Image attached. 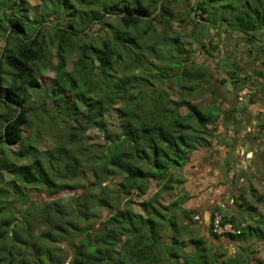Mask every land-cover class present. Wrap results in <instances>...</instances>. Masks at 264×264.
Masks as SVG:
<instances>
[{"label": "trees", "instance_id": "trees-1", "mask_svg": "<svg viewBox=\"0 0 264 264\" xmlns=\"http://www.w3.org/2000/svg\"><path fill=\"white\" fill-rule=\"evenodd\" d=\"M187 1L38 0L32 15L29 0H0V264L29 263L21 252L33 242L16 227L29 234L33 210L29 206L25 220L17 223L5 204L13 188L16 201L28 204L25 185L46 192L38 219L53 228L41 237L67 242L69 264H255L249 248L264 240V212L244 193L233 198L232 212L216 205L208 216L211 236L235 242L238 256H227L198 234L195 216L203 209L186 207L178 197L165 203L162 194L183 182L175 169L213 145L220 119L233 118L216 100L205 106L189 97L208 73L205 67L195 72L180 67L186 57L193 67L196 62L174 36L173 23L193 27L194 43L209 53L220 51L217 37L224 30L241 34L249 45L258 42L264 54L257 36L264 30V0ZM199 18L217 32L209 46L197 30ZM95 25L101 33H92ZM184 52L186 57L175 60ZM233 63L239 64L230 73L236 83L241 60ZM49 66L56 75L43 84L39 75ZM180 68L182 75L175 76ZM46 117L59 127H96L103 141L85 145L83 139L67 138L51 149L41 147ZM33 123L37 129L25 135ZM82 169L92 173L84 188L77 180ZM77 187L82 191L73 196L76 212L65 217L59 194ZM103 207L111 213L92 226ZM53 215L59 220L55 224ZM216 215L233 231L218 234ZM36 259L47 264L54 257L48 251Z\"/></svg>", "mask_w": 264, "mask_h": 264}, {"label": "rangeland", "instance_id": "rangeland-1", "mask_svg": "<svg viewBox=\"0 0 264 264\" xmlns=\"http://www.w3.org/2000/svg\"><path fill=\"white\" fill-rule=\"evenodd\" d=\"M29 1L32 4L31 14L33 15L37 8L38 0ZM187 3H193V0H188ZM174 8L177 9V7ZM198 22L197 30L200 32L201 41L209 46V39L214 38L217 32L210 25L206 26L208 24L206 21L199 18ZM179 23V20L173 23L172 29L176 31L174 36H180L181 41L184 42L183 49L192 50L191 54L196 63L193 67L190 62L191 59L186 57L185 52L176 57L175 60L178 61L181 57H186L183 62L180 61V67L193 70V72L196 71V67H205L208 73L203 80L202 87L189 94V97L193 102L203 103L205 106H210L216 100L223 113L230 112L233 114V118L230 120L235 125L232 128V132L227 130V135H223V126L221 124L225 126L226 121L221 118L217 125L213 142L216 144L215 146L238 147L239 154H237V157L229 155L228 160H223L220 155L222 151L224 153L222 147L212 149L207 156H204L203 153L207 152L208 148L198 150L186 165L174 170L175 177L183 180V182L177 184L173 192L162 194V200L165 203H169L178 197L184 199L183 204L186 207H200L203 209L202 214L195 216V221L198 223V234L209 241H215L222 251H226L227 256H238L239 248L235 245V242L226 238L216 242V239L211 236L208 216L216 205L221 207L223 213L232 212L235 206L233 198L241 193H244L248 201L258 208V212H264V54L259 53L258 42L249 45L241 34L224 30H222V35L217 37V40H220V51L217 52L216 50L209 53L207 49L198 48L201 42L194 43L191 38L193 27L187 24L180 25ZM93 32L101 33L97 25L92 27ZM257 36L259 37V43H263L264 30L258 32ZM254 54L257 56H254ZM73 57L68 60L69 69L72 68L71 60ZM255 57L257 60H254ZM51 58L54 63L58 62L55 56ZM237 60H241L240 70L237 73L240 80L234 83L230 73L236 68V65H239H234L233 63ZM160 63L163 64L162 62ZM260 70L263 74L259 73ZM183 71L181 68L176 70L175 76H181ZM54 75H56L55 71L49 66L39 75V79L43 84H47ZM244 77H246L245 80L243 79ZM223 79L224 81H222ZM171 85L175 86L171 90L172 96L177 98V87L174 84ZM243 87L248 88V94L241 100L239 91ZM0 110H3L1 102ZM55 120L46 117L44 126L41 127L40 131L39 143L41 147L51 149L61 140L66 141L67 138H72L79 142L83 139L85 145L88 142L103 141L102 133L96 127H88L85 131L81 128H76L75 125L59 127L58 124L56 126ZM36 125V123H33V127L25 129L23 133L25 135L33 134L37 129ZM13 148H19L18 144H14ZM6 176L11 177L7 173ZM77 180L80 182V186L84 188L86 184L92 181V173L82 169ZM108 182L106 181L104 184ZM153 185L155 186V183ZM154 186L151 191L155 190ZM81 187L66 189L59 194V196L63 197L62 203L66 209L65 217H74L76 211H74L75 200L73 196L82 191ZM22 188L31 197V201L28 204L16 201L19 196L14 188L9 191L10 195L6 198L5 203L8 209H11V215L17 217L14 221L17 223L25 220L24 213L28 212L29 206L33 210L29 214L30 217L32 216L30 219L32 226L30 233L28 232L29 234H27L26 230H19V227H16L22 237H30L29 240L33 242L32 245H25L21 256L27 263L29 262L28 264H38L40 263L39 260L36 259L37 261L33 262L34 258L49 251L53 255L54 260L53 262L49 261L47 264H69L72 257V249L67 242L53 241V239L45 241L41 237L42 233L50 230V227L53 228L38 219L40 207L43 201L48 199L46 192L40 187L25 185ZM186 193H189L191 197L187 198ZM96 213L97 216L90 221L92 226L99 225L100 221L111 213V210L104 207L97 208ZM204 217H206V224L204 223ZM180 220L184 223L186 222L182 217H180ZM58 221L57 216L53 215L51 217V223L55 224ZM221 243L222 246L220 245ZM221 249H218V251L221 252ZM249 250L253 251L252 255L255 258V264H264V240L252 243Z\"/></svg>", "mask_w": 264, "mask_h": 264}, {"label": "crops", "instance_id": "crops-1", "mask_svg": "<svg viewBox=\"0 0 264 264\" xmlns=\"http://www.w3.org/2000/svg\"><path fill=\"white\" fill-rule=\"evenodd\" d=\"M254 56H257L256 54H254ZM261 71V70H260ZM262 72V71H261ZM245 88H247V87H243L242 89H240V91L241 90H243V89H245ZM248 89V88H247ZM259 105V104H258ZM249 109V108H248ZM222 126H223V128H222V131L224 132L223 133V135H227L226 133V131L227 130H229L230 132H232V128L235 126V125H233L232 124V121H227V122H225V126L223 125V124H221ZM216 144L213 142V145H211L210 147H208V151L206 152H204L203 153V155L204 156H207L208 154H210V152L212 151V149H216L217 147H219V148H221L222 147V150L224 149V153H223V151H222V153L220 154L221 155V157L223 158V160H228V157H229V155L230 156H236L237 157V154H239V149H238V147H236V148H233V147H226V146H224V145H221V146H215ZM227 150H230V151H227ZM197 152V151H196ZM228 152H229V154H228ZM204 223L206 224V217H204Z\"/></svg>", "mask_w": 264, "mask_h": 264}, {"label": "built area", "instance_id": "built-area-1", "mask_svg": "<svg viewBox=\"0 0 264 264\" xmlns=\"http://www.w3.org/2000/svg\"><path fill=\"white\" fill-rule=\"evenodd\" d=\"M239 93H240L239 98L242 100L245 98V95L248 94V90H247V88H245V89L239 91ZM214 229H215V231H217L218 234H221L224 231H233V228L231 227L230 224H226L224 226H222L220 224V216L219 215H216L214 218Z\"/></svg>", "mask_w": 264, "mask_h": 264}, {"label": "water", "instance_id": "water-1", "mask_svg": "<svg viewBox=\"0 0 264 264\" xmlns=\"http://www.w3.org/2000/svg\"><path fill=\"white\" fill-rule=\"evenodd\" d=\"M162 1V0H161ZM160 5V4H159Z\"/></svg>", "mask_w": 264, "mask_h": 264}]
</instances>
